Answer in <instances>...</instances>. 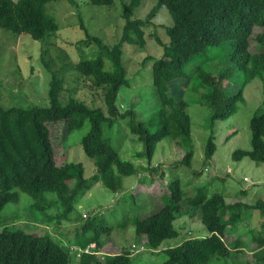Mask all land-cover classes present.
Returning a JSON list of instances; mask_svg holds the SVG:
<instances>
[{
    "label": "trees",
    "instance_id": "1",
    "mask_svg": "<svg viewBox=\"0 0 264 264\" xmlns=\"http://www.w3.org/2000/svg\"><path fill=\"white\" fill-rule=\"evenodd\" d=\"M51 1L57 0H0V27L14 34L26 33L35 40L50 35L57 29L55 19L47 11ZM65 1L75 3V0ZM88 2L108 5L113 0ZM139 4L140 0L123 4L124 23L117 43L109 46L86 30L85 39L79 41L92 42L98 47L99 55L77 59L74 69L102 89L104 108L102 104L90 107L75 96H69L62 103L59 96L63 80L48 67L51 77L47 106H0V212L8 204L18 203L21 195L30 199L27 205L30 212L23 211L19 213L22 217H11L13 222L0 227V264H137L125 248L115 254H97L109 231L108 226L90 216L75 234L76 248L63 245L44 228L38 227L40 231L35 233V228H31L35 225L28 219L32 214H42L44 225L58 224L71 217L78 220L81 214L69 216V213L81 192L98 181L117 192L123 188L124 177L147 169L142 163L136 167L131 160L120 157L111 137L103 134L104 125L110 128L120 117H126L129 133L142 145V150L135 154L139 158L150 159L157 143L164 138L177 141L185 150L181 164L190 166L193 151L189 147L188 107L201 103L208 110L203 126L210 131L204 147V156L209 159L216 149L215 121L236 111V102L242 98L245 84L259 78L264 85V52H251L249 48L252 39L264 44V33L253 36L255 27L264 26V0H154L144 18L134 14ZM161 8L171 23L162 24L167 37L165 43L156 31L151 33L162 46L161 55H147L142 59L152 61L151 84L156 102L147 117L140 120L132 107L121 111L116 102L119 88L128 84L123 44H130L133 50H143L146 43L143 27L153 25V18ZM237 73L242 78L241 86L233 92L222 82H230ZM181 79L187 81L181 95L171 93L172 84ZM189 92H196L198 96L186 99L185 94ZM86 120L89 128L80 144L95 167L90 182L84 177L81 162L56 164L48 128L49 123L61 121L68 134ZM249 128L251 149L235 150L232 158L248 157L257 164L264 163V108L251 116ZM160 175L163 177L164 172ZM188 184L189 181L183 183L179 177L167 180L166 191L160 195L163 205L150 214L134 218V231L142 243L156 249L165 240L179 235L175 226L178 217L196 215L209 233L186 236L165 248L166 258L162 262L144 264H229L228 257L233 254L230 242H226L229 229L243 221L248 209L258 208L264 214L263 201L228 204L222 193L208 194L202 187L190 191L185 187ZM250 239L258 245L253 257L264 264V233ZM91 243H95L93 252L83 251ZM239 243L234 240L231 246ZM74 253H78L77 259H73Z\"/></svg>",
    "mask_w": 264,
    "mask_h": 264
},
{
    "label": "rangeland",
    "instance_id": "2",
    "mask_svg": "<svg viewBox=\"0 0 264 264\" xmlns=\"http://www.w3.org/2000/svg\"><path fill=\"white\" fill-rule=\"evenodd\" d=\"M128 2L129 0H113L108 5H95L88 0H75L74 4L65 0L51 1L47 11L55 19L57 29L39 40L32 39L26 33L14 34L0 27V106H47L50 68L63 80L59 96L62 103L69 96H75L85 100L90 107L102 104L104 108L102 89L95 86L88 77L80 75L74 69V62L80 58L99 55L96 44L79 42L85 39V30L97 35L109 46L120 40L124 23L121 16L123 4ZM153 3L154 0H140L135 16L144 18ZM158 12V16L153 18V25L143 27L146 40L143 50H133L130 44H123L128 84L119 88L116 102L121 111L132 107L140 120L147 117L156 102L151 84L152 61L146 59L143 62L142 59L147 55H161L162 46L151 33L156 31L161 42L165 43L167 37L162 24L171 23L164 9L161 8ZM253 30V36L259 32L264 33V26H257ZM249 48L251 52H264V44L254 39L251 40ZM103 59L107 64V59ZM241 80V75L237 73L230 82H222V85L235 92L241 86ZM186 83L185 79L175 81L170 92L181 95ZM263 86L259 78L245 84L242 98L236 102V111L215 121L213 129L216 149L209 159L204 156V147L210 131L203 126L208 110L201 103H192L188 107L191 117L189 147L193 151L190 166L181 164L185 150L177 141L164 138L157 143L150 159L139 158L135 154L142 150V145L129 133L126 117H120L110 128L104 125L103 134L111 137V143L118 149L120 157L131 160L136 167L142 163L147 169H139V174L124 177L123 188L117 192L98 181L77 195V204L69 216L81 214L82 218L77 220L71 217L58 224L44 225L42 214L35 216L31 213L32 217L28 220L35 225L31 228H35V233L40 231L38 227L44 228L63 245L76 248L73 244L75 234L79 233L81 224L90 216L91 219L108 226L109 235L96 251L99 256L119 253L125 248L130 251L137 264L162 262L166 258V247L179 243L186 236H203L209 233L196 215H182L175 220V226L179 230L177 237L165 240L156 249L140 241L134 231L133 220L150 214L163 205L160 195L166 191L167 180L179 177L183 183L190 182L185 185L190 191H194L195 187H202L208 194L222 193L228 204L264 202V163L257 164L248 157L240 160L232 158L235 150L251 149L249 120L253 114L260 113L264 108ZM197 96L196 92L185 94L186 99H195ZM48 128L56 164L61 165L71 160L81 162L88 182L95 167L93 161L85 156L80 144L82 136L89 128L87 120L80 128L68 134L64 122L61 121L49 123ZM155 167L157 171L153 172ZM161 171L164 172L163 177L160 175ZM194 172H198L197 176L193 175ZM242 190L244 194L241 193ZM29 200L21 195L18 203L8 204L0 212V227L4 223L13 222L11 217H22L19 213L29 211ZM7 213L9 214L6 215ZM228 232L226 242H230L233 250L232 256L228 257L229 264H239L242 261L249 264L262 263L253 257L258 245L250 239L264 233V214L258 208L246 210L243 221ZM234 240L240 242L236 247L231 246ZM94 245L95 243L88 245L87 253L93 252ZM73 255V259L78 258V253Z\"/></svg>",
    "mask_w": 264,
    "mask_h": 264
},
{
    "label": "clouds",
    "instance_id": "3",
    "mask_svg": "<svg viewBox=\"0 0 264 264\" xmlns=\"http://www.w3.org/2000/svg\"><path fill=\"white\" fill-rule=\"evenodd\" d=\"M83 251L87 252V250H86V249H85V250H83Z\"/></svg>",
    "mask_w": 264,
    "mask_h": 264
}]
</instances>
